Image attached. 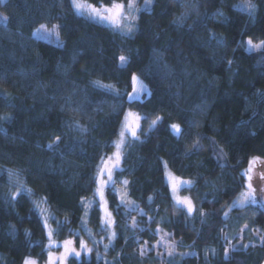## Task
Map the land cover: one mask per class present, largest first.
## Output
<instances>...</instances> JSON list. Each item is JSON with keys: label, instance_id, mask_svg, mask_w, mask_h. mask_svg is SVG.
<instances>
[{"label": "trees", "instance_id": "1", "mask_svg": "<svg viewBox=\"0 0 264 264\" xmlns=\"http://www.w3.org/2000/svg\"><path fill=\"white\" fill-rule=\"evenodd\" d=\"M241 1L152 0L129 35L76 14L71 0L0 2L7 18L0 23V117H11L0 119V264H22L26 257L45 261L48 237L34 201L49 210L57 241H80L83 200L96 197L99 164L113 150L128 109L142 117L140 129L138 139L123 148L114 180L127 181L135 209L129 211L108 187L115 239L107 250L88 243L92 251L71 257L69 264L264 260L262 239L225 257L226 236L240 224L264 237V203L232 208L225 216L245 187L249 162L264 160V50L245 49L249 38L264 42V0H251L256 5L251 15L239 7ZM181 15L185 19L177 24ZM41 24L57 25L59 41L33 38ZM213 32L223 44L209 42ZM120 56L127 57V65L121 66ZM144 70H150L141 78L151 95L129 102L132 73ZM158 116L162 119L150 129ZM174 123L180 135L170 128ZM57 136L58 146L49 150ZM165 166L193 180L182 190L194 203L192 215L173 202ZM8 170L28 190L15 201H9L17 185L9 182ZM139 211L140 226L133 228L131 218ZM101 218L96 202L87 220L96 236ZM156 228L176 245L166 260L153 250L140 254V243L157 241Z\"/></svg>", "mask_w": 264, "mask_h": 264}, {"label": "snow or ice", "instance_id": "2", "mask_svg": "<svg viewBox=\"0 0 264 264\" xmlns=\"http://www.w3.org/2000/svg\"><path fill=\"white\" fill-rule=\"evenodd\" d=\"M152 0H145V5L144 8L145 10L148 9L149 5L151 4ZM71 6L73 7L74 11L76 12V14L78 15H84L85 13H87V15L92 18V19H96L99 18L101 20H105L108 21L113 27L117 28V29H122V30H126L127 33H131L134 27V22L137 20V16L134 15V13L140 12L141 9L138 8L136 6V2L135 0H127V3L125 4L123 2V0H120V2H117V0H112L110 6H106L103 4L100 5H92L90 3H86L85 0H71ZM245 9L248 10L249 15H251L256 8V5L253 4L251 2V0H248V2L244 5ZM217 15L223 17V13L222 12H218ZM6 17L3 18V20H0V23L6 21ZM185 19L184 15H181L180 17L177 18L176 23L177 24H181L183 22V20ZM58 26L57 25H53L52 26V30L57 29ZM41 31H50L49 29H47V26L44 24H41L39 26V28L36 30V33H34L35 35H38ZM58 34V33H57ZM211 40H215L217 44H223L224 41L220 38H218L216 36V34L213 32L210 34V38H209V42ZM247 50L249 52L252 51H262L264 50V42H261L259 44H253L252 40L249 38L247 40ZM121 66H125L128 63V59L125 56H120L119 57ZM155 60V58H154ZM229 65H231L232 61H228ZM150 75V70H144L141 72L140 75H138L137 73H132L131 76V82H132V93H128V99L129 102H132L134 100L139 99V97L144 94L147 93L148 95H151V91L149 89L148 84H146L144 82V79H141V76H143L145 79L148 78V76ZM99 83V82H96ZM104 87L108 88L111 91H115L114 86L113 85H105ZM117 96H119V93L116 92L115 93ZM132 117L133 120L130 122L129 118ZM0 119H3L5 121L11 119V117H0ZM140 117L138 114H134V113H127L125 115L124 118V122L122 125V130L120 132V143H118L116 145L117 147V152L113 154V157H109L108 161L112 162L111 166H109L108 162H104L101 166L98 167V171H97V177H96V190H95V195H98L100 197V207L101 209H103L104 211V216L101 218V225H102V229L104 231H107L109 228H112L113 225L115 224V221L112 217V213L110 211H108L107 206H106V200H105V188L108 184L112 183L114 184L115 181L113 180V169L115 167H117L119 165L120 159H121V154L119 149L123 146L124 144V137H125V132H130L131 136L134 138H137V129L139 128V121ZM162 119V117H157L156 119L152 120V123L150 125V129L155 127V125ZM170 128L174 131V133L176 135H180L182 130L179 124H171ZM60 141V137L57 136L55 137V140L53 141L52 144L48 145L49 150H54L55 147L58 146ZM196 145H194L195 147ZM259 157L253 158V160H251L249 162V172L252 171V166L253 164L259 160ZM8 175H9V182L10 183H15L17 185V191L14 193H11L9 196V201H15L17 198V195L23 190V191H28L27 189L24 188V185L21 181H19V179H13V177H17L18 174L13 172L12 170H8ZM105 175L107 176V179H104ZM251 176H248V183L246 185L247 187V191L242 192L240 194V199L239 202L236 203L234 202L233 205H231L230 207H244L245 204L249 201L252 200L253 202L255 201V189L252 186L251 183ZM262 179H264V176H262ZM124 183L126 184L127 181H124ZM182 183H190V182H182ZM173 191H176V185L173 184ZM261 191H264V189H261ZM121 203H126L124 201V198L121 197ZM176 203L177 205H183L186 209L189 215H191L194 212V206L192 204V201L190 200V198L188 197H184L182 199L177 198L176 199ZM117 208H119V205H117ZM138 210V209H137ZM141 214H144L141 212ZM201 215H203V212H201ZM225 216H227V213H225ZM45 228H48V224H47V220H45L44 223ZM133 228L136 227V221L133 220V224H132ZM245 227H247V225H245ZM157 231H160L159 229H157ZM88 234L91 236L92 233L90 230H88ZM52 237H53V231L51 229H49L48 231V238H49V242H50V246L52 244ZM116 237V232L112 231L111 234L108 236V240L109 243L115 239ZM262 241H264V237L261 238ZM147 242L145 241V244ZM73 245V241L72 240H65L63 242V247H64V252L61 253L58 257L53 258V255L51 252H49V258H48V262L47 264H64V261L67 259V257L69 255L74 254L75 256L79 257L81 255L80 251H77L75 249V247L72 246ZM109 247V244H105L104 248L105 250H107ZM166 247L168 248V252L167 255L168 256H173L174 255V246H168L166 245ZM243 247L247 248L248 245H244ZM80 249L82 251H84L85 253H90L92 251V249L88 248L86 245V242L81 240L80 241ZM140 254L143 256L144 255V249L143 247L141 248V252ZM98 258H99V254ZM183 255V254H182ZM228 255V249H225V257L227 258ZM23 264H38V262L31 258V257H26L24 259Z\"/></svg>", "mask_w": 264, "mask_h": 264}, {"label": "rangeland", "instance_id": "3", "mask_svg": "<svg viewBox=\"0 0 264 264\" xmlns=\"http://www.w3.org/2000/svg\"><path fill=\"white\" fill-rule=\"evenodd\" d=\"M7 0H0V2H6ZM86 3H89L85 0ZM136 2V6L138 8H140L141 10L144 9V5H145V0L140 3L138 2L137 0H135ZM248 2V0H243L241 2H239V7L248 11L247 9H245L244 5ZM127 3V2H126ZM125 3V4H126ZM91 4V3H90ZM152 4V2H151ZM150 4V5H151ZM93 5V4H92ZM149 5V6H150ZM106 6H110V5H106ZM139 12L137 13H134V15H138ZM84 17H87L89 19H92L90 18L87 13H85L84 15H82ZM5 16L0 12V20H3ZM102 25H105V26H108V27H111L113 29H116V30H119L121 31L122 33H124L125 35H129V33L126 32V30H122V29H117L115 27H113L108 21H105V20H101L99 18H96V19H92ZM6 23V21H4ZM39 28V27H38ZM37 28V29H38ZM36 29V30H37ZM47 29H49L50 31H41L38 35H35L34 33H36V30L33 31V38L35 39H44V40H47V41H55V42H58L59 41V37H58V31L57 29L55 30H52V27H48L47 26ZM136 29V24L134 22V27H133V30L132 32H134V30ZM131 32V33H132ZM130 33V34H131ZM248 40V39H247ZM247 40L245 42V49L246 51L248 46H247ZM253 42V41H252ZM261 42H253V44H259ZM249 52V51H248ZM260 51H252L250 53H259ZM142 79V78H141ZM145 82V81H144ZM146 83V82H145ZM147 84V83H146ZM133 90V89H132ZM132 90L130 93H132ZM144 94H147V93H144ZM142 94L139 99L142 98V96L144 95ZM129 100V99H128ZM138 100V99H137ZM134 113V114H137L136 112L128 109L126 110L124 116H123V119H122V122H121V125H120V129H119V134L122 130V125H123V122H124V118H125V115L127 113ZM139 115V114H138ZM140 119L138 121V124H139V128L137 129V133H138V130L140 129V122H141V116L139 115ZM130 122L133 120L132 117L129 118ZM132 137L131 136V133L130 132H125V137H124V144L123 146L119 149L120 151V154H121V159H120V162H119V165L117 167H115L113 169V180H114V172L115 170H117L119 167H120V164H121V161H122V152H123V148L125 147V145L129 142V140H131ZM120 143V135H118L117 139L115 140V144H114V148L113 150L108 154L106 155L100 162L99 166H101L104 162H108L109 166H111V163L110 161H108V158L109 157H113V154L117 152V147L116 145ZM253 160V159H252ZM249 170V165L247 167V169L244 171V176H245V179H246V184H245V187L243 188V190L238 194V196L233 200V202L231 203V205H233L234 202L238 203L239 202V199H240V194L242 192H245L247 191V183L249 182L248 181V176H251V183H252V186L253 188L255 189V193H254V196H255V201L253 202L252 200H249L245 205L251 203V204H255V203H264V191H261V189H264V179H262V176H264V160H257L253 166H252V171H248ZM104 179H107V176L105 175ZM115 181V180H114ZM165 181L169 187V190H170V193H171V196H172V199H173V202L175 203L176 206L178 207H181L183 209H185V211L187 212V209L183 206V205H177L176 203V199L177 198H184V197H188V196H185L182 194V190L183 188L185 187H190L193 185V180L191 179H185V178H182V177H179L177 175H175L173 172H171L167 166H165ZM182 182H190V183H182ZM173 184L176 185V191L174 192L173 191ZM108 187H114V191L116 192L120 202H121V197L124 198V201L126 203H123L125 204V206L128 208L129 211H133L135 209V203L132 202L129 197H128V194H127V190H126V186H125V183L124 182H116L114 184L110 183L106 186L105 188V200H106V206H107V209L108 211L109 210V207H108V201H107V198H106V189ZM190 198V197H188ZM191 200V198H190ZM192 201V200H191ZM98 203L99 207H100V197L98 195H96V197L94 198H90V199H84L83 200V204H84V208H85V213H84V217H83V226H82V229L81 231H78L76 232L77 235H79L80 237V241L83 240L86 242V245L88 248L92 249V246L89 245L88 243H93V244H98L100 243L103 247L105 244H109V240H108V236L111 234L112 231H114V225L112 228H109L107 231H104L102 229V225H100L98 227V232H100L99 236H96L95 234H93V231H92V228L87 225V220H88V216H89V213L92 209V207L94 206L95 203ZM192 204L194 206V203L192 201ZM34 205H35V208L36 210L39 212V214L41 215V218L43 220V223H45V220H47V224H48V228H46V232H47V237H48V231L49 229L52 230V228L50 227L49 223H48V220H49V217H50V214H49V210L45 207L44 204H42L41 202H38V201H34ZM230 205V206H231ZM228 207V209L225 211V213H227V216L230 212V210L232 208H236V207ZM100 210H101V215L102 217L104 216V211L103 209H101L100 207ZM194 211H195V206H194ZM142 211H139L137 217H132L130 221L131 225L133 224V220L136 221V227H139L140 226V215H143L141 214ZM143 213V212H142ZM188 213V212H187ZM194 213V212H193ZM192 213V214H193ZM191 214V215H192ZM226 216V217H227ZM113 217V215H112ZM114 219V217H113ZM245 225H247V227H245ZM249 224L247 223H242L240 224L239 228L236 229V231H234L233 233L231 234H227L226 236V247L228 249V253L231 252V251H234V250H238V249H247L249 247H252V246H255L257 244L260 243L261 241V234L259 233V231H256L254 230L253 228L249 227L248 226ZM157 229H159L160 231H157ZM88 230L91 231L92 235L90 236L88 234ZM53 231V230H52ZM155 233L157 235V241H155L154 243H152L150 246L147 245V243H140V247L144 249V253H148L150 252L151 250H153L157 256L163 260H166L169 256L167 255V252H168V248L166 247V245L168 246H174V253L177 252L176 250V245L175 243L170 239V234L160 228H156L155 229ZM87 239V240H85ZM65 240H72L73 241V247H75V249L77 251H80L81 252V255L82 256L83 254H88V253H85L84 251H82L80 249V241L78 243H76V241L74 239H65ZM65 240H62V241H57L54 236L52 237V244L50 246V242H49V238H48V243H47V255H46V259L44 262L40 263L37 259H35L38 264H47L48 262V258H49V252L52 253L53 255V258L55 260L56 257H58L61 253L64 252V247H63V242ZM91 241V242H90ZM111 243V242H110ZM244 245H248L247 248L243 247ZM79 256V257H80ZM71 257H77L75 256L74 254L72 255H69L67 257V259L64 261V264H69V259ZM23 264V263H22ZM58 264V262H57Z\"/></svg>", "mask_w": 264, "mask_h": 264}, {"label": "water", "instance_id": "4", "mask_svg": "<svg viewBox=\"0 0 264 264\" xmlns=\"http://www.w3.org/2000/svg\"><path fill=\"white\" fill-rule=\"evenodd\" d=\"M260 264H264V260Z\"/></svg>", "mask_w": 264, "mask_h": 264}]
</instances>
